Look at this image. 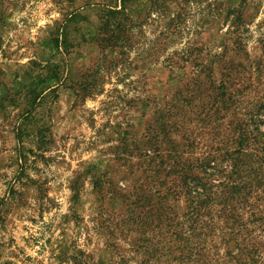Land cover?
<instances>
[{"label": "rangeland", "instance_id": "obj_1", "mask_svg": "<svg viewBox=\"0 0 264 264\" xmlns=\"http://www.w3.org/2000/svg\"><path fill=\"white\" fill-rule=\"evenodd\" d=\"M237 143L243 250L264 241V0H0V264H223Z\"/></svg>", "mask_w": 264, "mask_h": 264}, {"label": "trees", "instance_id": "obj_2", "mask_svg": "<svg viewBox=\"0 0 264 264\" xmlns=\"http://www.w3.org/2000/svg\"><path fill=\"white\" fill-rule=\"evenodd\" d=\"M248 143H237L235 146L234 166L231 175L228 177L229 183L221 185V190L218 195V205H222L221 213L226 216L225 227L221 228L222 242L225 246V257L227 259L223 264H264V241H255L250 247L241 249L240 242L237 239L238 222L243 218L244 212L248 207L247 200L250 192L243 191L244 186L248 183L245 175L246 164H241V154L247 151ZM228 194L229 198H226ZM225 195V196H223ZM261 210V208H259ZM243 211V212H242ZM262 219V218H261ZM238 249L239 253L234 254L233 249ZM143 263L148 264L151 256L149 249L146 251ZM181 260H187L184 264H212L209 260L206 249H201L199 253L185 255ZM218 263V262H217ZM219 264V263H218Z\"/></svg>", "mask_w": 264, "mask_h": 264}]
</instances>
